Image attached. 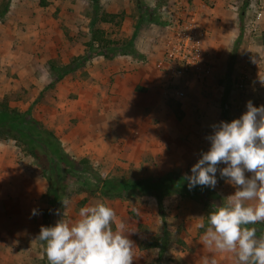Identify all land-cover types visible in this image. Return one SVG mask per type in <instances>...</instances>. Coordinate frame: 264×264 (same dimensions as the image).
Wrapping results in <instances>:
<instances>
[{
	"label": "rangeland",
	"instance_id": "obj_1",
	"mask_svg": "<svg viewBox=\"0 0 264 264\" xmlns=\"http://www.w3.org/2000/svg\"><path fill=\"white\" fill-rule=\"evenodd\" d=\"M65 1L70 13L80 12L82 17L60 14L59 0H0V104L28 112L41 134L52 132L61 152L76 164L49 172L40 149L37 159L26 144L0 131V264H48L45 246L36 239L41 226L61 219L55 214L58 209L65 212V219L75 220L81 207L98 202L114 208L117 219L135 232L130 236L135 257L146 262L157 254V262L203 264L204 257L213 255L201 242L207 227H201L205 200L163 194L159 203L138 193L104 194L101 185L104 180H144L169 172L185 177L201 152L208 150L206 137L212 125L224 121L223 103L230 121L246 111L249 100L257 107L264 104V13L255 20L259 11L264 12V1L221 0L227 20L219 35L207 14L200 24L192 20L197 9H189L190 0L172 1L173 6L167 4L170 0H156L152 7L148 0ZM174 5L182 14L172 11ZM212 7V2L201 0L202 13ZM107 14L114 17L104 19ZM183 23L198 31L212 75L192 87L180 82L184 90L180 101L164 88L166 80L161 78L155 95L136 86L133 92L121 89L115 97V78L130 73L126 63L158 67L177 25ZM95 29L116 48L132 40L142 59L125 55V50L104 57L91 41ZM143 42L152 43L147 48L152 53L149 60L140 51ZM82 58L86 60L80 64ZM243 78L246 86L240 89ZM217 176L212 204L235 191ZM54 188L59 199L51 209ZM33 209L39 214L32 215ZM152 242L163 251L147 248ZM214 255L217 264H235L232 254Z\"/></svg>",
	"mask_w": 264,
	"mask_h": 264
},
{
	"label": "clouds",
	"instance_id": "obj_2",
	"mask_svg": "<svg viewBox=\"0 0 264 264\" xmlns=\"http://www.w3.org/2000/svg\"><path fill=\"white\" fill-rule=\"evenodd\" d=\"M206 139L208 150L185 174L189 190L215 189L219 174L235 191L208 212L201 242L213 255L204 257L203 264H217L215 253L232 254L235 264H264V233L249 227L264 223V104L257 107L249 100L239 118L212 125ZM62 205L66 208L68 201ZM55 214L62 218L41 226L36 236L45 246L48 264H133L130 236L135 232L108 204L83 206L75 220L65 219L60 209Z\"/></svg>",
	"mask_w": 264,
	"mask_h": 264
},
{
	"label": "trees",
	"instance_id": "obj_3",
	"mask_svg": "<svg viewBox=\"0 0 264 264\" xmlns=\"http://www.w3.org/2000/svg\"><path fill=\"white\" fill-rule=\"evenodd\" d=\"M95 7L98 9V5L95 4ZM4 11L5 10H3V12ZM107 17L109 19H112L114 16L107 14L104 16V19H106ZM149 17L150 19H152L151 14L149 15ZM91 41L95 43V45L98 47L97 49H99L100 47V49L103 50L101 51V54L104 57L111 58L113 55L117 54L118 51L125 50V55H133L135 57H139V59H142V56H140L134 50L132 40H129L123 48H116L112 46L115 43L112 44L111 41L108 42L104 38L103 32L101 30L95 29L94 31H92ZM107 47H109V49H106ZM106 50H109L111 54H106ZM85 60L86 58H82L80 64H83ZM222 110L224 113V121L230 122L229 118L226 115L227 109L225 107V103H223ZM28 116V112L20 113L15 109L9 108L5 103L0 104V131H7L10 135L13 136L14 139L26 144L28 147V153L33 155L37 159L39 158V155L36 154V149H40L42 154H45H43V156L46 157L45 169L49 172H60L62 166H67L69 168L74 167L76 165L75 162L71 161L70 158H68L61 152L58 146V142L53 133L47 131L43 136L41 134V128L38 122L33 119L27 118ZM57 176H59V174H57ZM50 180L53 186L57 184V180L55 177L50 176ZM101 190H103L104 194H111L114 196H120L123 193H138L140 195H149L155 197L159 201V203L163 194H176L182 197H188L189 199L198 202H203L205 200L206 218L204 220V226H207L208 212L211 210V206L214 205L209 202L214 195L211 189L207 187L197 186L196 188L189 190L187 181L183 176L177 174L176 172H169L162 177L144 180H129L126 182L118 180H104L101 185ZM58 199L59 193L54 188L50 193L51 209L54 208V204ZM249 227H256L258 235L264 233V223L249 225ZM146 247L159 248L161 252L164 249L154 242L149 243Z\"/></svg>",
	"mask_w": 264,
	"mask_h": 264
},
{
	"label": "built area",
	"instance_id": "obj_4",
	"mask_svg": "<svg viewBox=\"0 0 264 264\" xmlns=\"http://www.w3.org/2000/svg\"><path fill=\"white\" fill-rule=\"evenodd\" d=\"M186 2V0H180ZM211 2V0H205ZM187 5V4H185ZM261 13L258 12L255 20L258 21ZM179 28L172 35L171 42L168 43L165 55L160 60L158 67L163 70L167 76L164 88L171 93L175 98L184 97L182 89L183 82L185 86L192 87L198 80L204 82L205 79L212 75V67L203 50L202 42L198 36V31L194 29L191 23H183L177 25ZM197 31V32H196ZM253 31H256L254 26ZM246 78V76H245ZM245 78L241 79L238 84L242 89L246 86Z\"/></svg>",
	"mask_w": 264,
	"mask_h": 264
},
{
	"label": "crops",
	"instance_id": "obj_5",
	"mask_svg": "<svg viewBox=\"0 0 264 264\" xmlns=\"http://www.w3.org/2000/svg\"><path fill=\"white\" fill-rule=\"evenodd\" d=\"M59 1L63 3L60 14H62V15H67V14L70 15L71 14L72 16L75 15L78 18L82 17V13H80V12H76V13H73V14L70 13L69 8H67L68 6H66V7L64 6V4L66 5L68 3L67 1H65V2H63L64 0H59ZM148 1H149L148 6L152 7L153 4H155L156 0H148ZM159 1H162V0H159ZM164 1H167V0H164ZM172 1L173 2H175V1L176 2L177 1L181 2L180 0H170L169 3H167V2H165V3L171 4L173 6V3H170ZM186 1H188V0H186ZM190 1H191V4L189 5V9L190 10H193V9L196 10L197 9L196 10L197 13H193V12L191 13L192 14V20H197V24H200L204 20V15L203 14H207L209 16V20L211 18L210 21H211L212 26L214 27L213 30L215 32L217 31L218 32L217 35H219V32L221 33L222 30L224 29L223 27H220V25L222 24V22H224V19L227 20V14H226L227 10H225L224 7H222V5H223L222 1L221 0H211L213 7L210 8L209 11L207 10L206 12H203V13H202V10L200 8L201 7V0H190ZM259 1H264V0H259ZM174 8L177 10V12L175 14H182V12L179 10L178 6L175 7V5H174L172 11H174ZM54 11H57V8ZM259 12L262 13V17H263V13L264 12H262V11H259ZM219 18L222 21H219L218 20ZM206 20H208V19L206 18ZM71 21H72V19H71ZM262 21H263V24H261V27L264 28V20H262ZM199 26H201V25H199ZM202 27L204 28L203 25H202ZM236 27H233V29L236 28ZM199 28L201 29V27H199ZM218 28H222V29H220V31H219ZM236 30H237V33H238V29L237 28H236ZM201 31H202V29H201ZM223 40L224 39H222V41ZM151 44L146 43V42H143L141 44L142 47H141L140 51H141L142 54H145L147 56L148 60H149L150 57H152V53L149 52L151 48L147 49L149 47L148 45H151ZM116 62H120V61H116ZM128 65H129V63L127 62L126 65H125L126 66V70L128 72H130V73H127L125 75V78H122L120 75H118L115 78V82H114V85H113V90H114L113 92L115 93V97L119 98L118 96L121 95V93H120L121 89L125 88L126 90H129L130 92H133V88H135L136 86H140L141 88L147 90L148 93H152L154 95L160 92L159 91L160 89H159V86H158V84L160 83L159 79L160 78L163 79V80L167 79V76H166V74L164 73L163 70H159V67L154 66L155 64H153V63H146L145 65H142L140 67H138V66L128 67ZM112 69H115V68H112ZM118 90H119V94H118ZM174 99L177 100V101H180L181 98L180 99L174 98ZM125 111H128V107L125 109ZM136 245H137V242H136ZM137 250H138V246H137ZM143 259H144V257H142V258L135 257L134 260H133V264H172V263H170V262H168L166 260H160V261L157 262V259H158L157 254L155 255V258H154L155 260H151V261H146L145 262ZM173 264H175V263H173ZM177 264H180V263H177ZM189 264H196V262L193 261V262H190Z\"/></svg>",
	"mask_w": 264,
	"mask_h": 264
}]
</instances>
